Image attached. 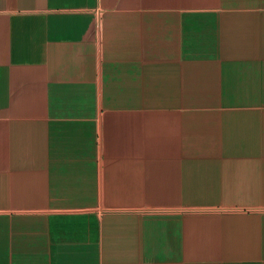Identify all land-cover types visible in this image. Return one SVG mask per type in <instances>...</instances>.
<instances>
[{
    "label": "crops",
    "instance_id": "crops-1",
    "mask_svg": "<svg viewBox=\"0 0 264 264\" xmlns=\"http://www.w3.org/2000/svg\"><path fill=\"white\" fill-rule=\"evenodd\" d=\"M0 264H264V0H0Z\"/></svg>",
    "mask_w": 264,
    "mask_h": 264
}]
</instances>
